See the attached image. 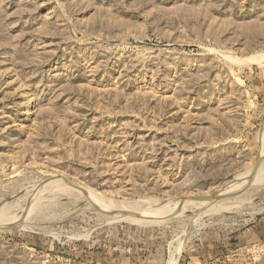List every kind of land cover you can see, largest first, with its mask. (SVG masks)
I'll list each match as a JSON object with an SVG mask.
<instances>
[{
  "label": "rangeland",
  "instance_id": "1",
  "mask_svg": "<svg viewBox=\"0 0 264 264\" xmlns=\"http://www.w3.org/2000/svg\"><path fill=\"white\" fill-rule=\"evenodd\" d=\"M263 128L264 0H0V264H264Z\"/></svg>",
  "mask_w": 264,
  "mask_h": 264
},
{
  "label": "bare ground",
  "instance_id": "2",
  "mask_svg": "<svg viewBox=\"0 0 264 264\" xmlns=\"http://www.w3.org/2000/svg\"><path fill=\"white\" fill-rule=\"evenodd\" d=\"M254 58H255V57H254ZM259 59H260V58H259ZM263 129H264V128H263ZM260 134H261V133H260ZM263 134H264V133H263ZM260 136H261V138H262V136L264 137V135H260ZM260 136H259V137H260ZM261 138H260V139H261ZM262 140H264V139H262ZM259 141H260V140H259ZM260 142L263 143L264 141H260ZM260 142H259V143H260ZM261 143H260V144H261ZM263 144H264V143H263ZM260 147H261V146H260ZM260 147H259V148H260ZM262 148L264 149V146H262ZM259 150L262 151V149H259ZM262 153H263V152H262ZM260 154H261V153H260ZM262 155H263V154H262ZM262 155H260V156H262ZM263 157H264V156H263ZM259 158H260V157H259V154H258V155H257V158H256V161H259ZM261 158H262V157H261ZM261 160H262V159H261ZM231 188H232V187H231ZM225 189H227V188H225ZM225 189H224V190H225ZM223 194H224V193H223ZM225 194H226V193H225ZM216 201H217V200H216ZM220 201H221V200H220ZM223 201H224V200H223ZM155 203H157V202H155ZM221 203H222V202H221ZM191 204H192V203H191ZM211 204H213V202H211ZM103 205H104V203H103ZM162 205H163V204H162ZM200 205H201V204H200ZM214 205H215V204H214ZM214 205H212V206H214ZM109 206H110V204H109ZM150 207H151V206H150ZM162 207H163V206H162ZM202 207H203V206H202ZM221 207H222V206H221ZM122 208H123V207H122ZM204 208H205V207H204ZM219 208H220V207H219ZM124 209H125V208H124ZM130 209H131V208H130ZM158 209H159V208H158ZM110 210H111V209H110ZM128 210H129V209H128ZM183 210H184V209H183ZM108 211H109V210H108ZM120 211H121V210H120ZM181 211H182V210H181ZM116 212H117V211H116ZM162 212H163V210H162ZM134 213H135V212H134ZM134 213H132V214H134ZM164 213H165V212H164ZM157 214H158V213H157ZM157 214H155V215L153 214V215H154V216H157ZM160 214H161V213H160ZM10 215H11V214H10ZM112 215H113V214H112ZM142 215H143V216H146V217H150V216H149L150 214L147 215V213H146V215H144V214H142ZM153 215L151 214V218H154ZM116 216H118V215L116 214ZM137 216H138V215H137ZM143 216H142V217H143ZM159 216H160V215L158 214V217H159ZM120 217H123V216H120ZM120 217H119V218H120ZM124 217H125V216H124ZM159 218H161V217H159ZM130 219H131V218H130ZM134 219L137 220L136 222H140V223H142V224H143V223H146V221H144V220H142V219H138V218H135V217H134ZM143 219H144V218H143ZM148 219H149V218H148ZM156 219H157V217H156ZM132 220H133V219H132ZM145 220H147V219H145ZM147 222H148V221H147ZM176 253H177V252H176Z\"/></svg>",
  "mask_w": 264,
  "mask_h": 264
}]
</instances>
